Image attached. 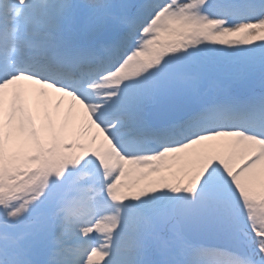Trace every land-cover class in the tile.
Instances as JSON below:
<instances>
[{"label": "snow or ice", "instance_id": "1", "mask_svg": "<svg viewBox=\"0 0 264 264\" xmlns=\"http://www.w3.org/2000/svg\"><path fill=\"white\" fill-rule=\"evenodd\" d=\"M0 264H264V0H0Z\"/></svg>", "mask_w": 264, "mask_h": 264}]
</instances>
